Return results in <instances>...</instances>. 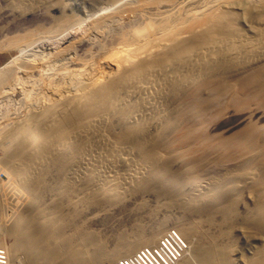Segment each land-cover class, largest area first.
I'll use <instances>...</instances> for the list:
<instances>
[{"label":"bare ground","instance_id":"1","mask_svg":"<svg viewBox=\"0 0 264 264\" xmlns=\"http://www.w3.org/2000/svg\"><path fill=\"white\" fill-rule=\"evenodd\" d=\"M50 1L8 0L7 4L19 13H28L38 4L61 10L58 2ZM152 1L139 0V4ZM226 7L203 14V22L195 26L164 30L131 52H117L108 58V68L94 75L74 72L72 79L76 84H72L77 89L73 94L51 99L44 108L33 107L9 131L5 129L11 145L2 161L13 175L9 191L18 197L17 202L21 199L18 212L10 214V223V218L4 220L13 237L17 236L12 245L4 248L7 264H16L13 257L18 250L23 255L21 264H77V260L78 264H114L120 257L123 261L118 264H126L124 256L141 253V246L156 243L158 236L164 235V220L147 224V231L142 221L133 224L131 233L120 229L109 246L89 229L71 231L74 217H79L88 205L105 210L136 190L149 188L165 199L160 205L174 203L184 210L180 218L191 211L200 212L210 221L211 216L218 215L221 222L234 220L238 202L247 203L240 196L246 188L253 200L242 224L255 225L264 233V145L254 128L248 126L230 136L225 145L229 150L223 152L225 147H221L223 154H218L217 147V161L202 159V140L197 149L188 146L196 140L193 136L199 131V120L206 118L202 112L217 106L223 77L229 81L231 74L244 77L247 73L257 82L253 87L264 90V25L244 31L236 27L235 7ZM253 9L264 24V5ZM237 78L236 75L234 79ZM6 79L7 74L1 72L0 84ZM252 80H247V84ZM254 90L251 97L256 94ZM235 97L239 100L241 96ZM113 122L124 127L122 139L114 138L117 133L110 136ZM175 143L185 145L184 149L174 150ZM198 162L202 163L196 168ZM73 167H81L82 175L73 176ZM156 180V185L147 183ZM1 206L0 201V229L5 226ZM174 228L190 244L180 264H230L227 252L231 246L225 239H210L204 233L210 241L201 243L200 238L194 248L187 231L197 232L198 227L190 224L181 228L175 224ZM159 246L160 239L150 247L151 252H156V258H163V264H170V257H164ZM165 256H172V244H165ZM245 264H264V244Z\"/></svg>","mask_w":264,"mask_h":264},{"label":"rangeland","instance_id":"2","mask_svg":"<svg viewBox=\"0 0 264 264\" xmlns=\"http://www.w3.org/2000/svg\"><path fill=\"white\" fill-rule=\"evenodd\" d=\"M51 1L52 3L58 2V7H61V10H51L50 8L53 5L44 6L43 4H38L28 13H19L10 8L9 4H7L9 3L8 0H0V74L1 72L7 74V79L0 84V164L4 161L3 156L6 149L11 145V140L6 136V132L22 117L31 112L30 110L33 107L44 108L51 99H58L62 94H73L77 89V86L74 85L76 83L72 79L74 72L94 75V73H98L109 66L108 58L117 54V52H131L134 47L147 41L152 35L162 34L164 30L190 27L192 24L195 26L202 23L203 14H208L210 11L215 10L216 12L222 11L224 7L227 8L226 5H232L236 9V27L246 31L248 27L264 25L252 12L254 10L253 7L255 8L256 5H264V0H159L156 2L154 0L145 4H139V0ZM20 36L21 38H19ZM25 64L27 65L25 66ZM69 72H72V74ZM245 72H249V70ZM245 72L243 73L245 74ZM236 75L238 77L237 81L234 79ZM240 75L235 74L234 76V74H231L229 79L232 78L229 81L227 80L228 77L226 80L223 77L224 81L222 84L224 86L222 93L224 92L223 94L225 95L221 93L218 96L219 99L215 102L218 107L211 106V108H215H212L214 111L212 109L204 111L206 115L202 112L201 116L206 118L203 117L202 119L201 116V119L198 118V120L200 119V123H198L199 131L196 128L195 132L197 131V135L193 136L196 140L190 141L192 144L189 143L188 146L197 149V143L204 139L207 140L204 143L201 141L203 150L200 154L203 155L202 159L204 161L211 162L215 160V157L217 159L218 154H223L222 149L223 152L228 151L229 149L225 145L228 144L230 136H235L245 128L248 129V126H252L258 136L260 135V140H262L264 145V93L262 94V90L257 91L256 87H253L256 86L257 82L254 78H251L252 76H246L247 73L244 77L243 74ZM247 80H252V82L247 84ZM226 81L229 87L225 85ZM237 83L241 86H238ZM21 84H23V87ZM26 84L27 86H24ZM232 85L234 88H231ZM244 87L247 89H245L246 91ZM248 89L250 90L248 91ZM252 90H254V93L256 91V97L255 95L251 97V94H253ZM257 92L261 94L257 95ZM235 96H241L242 99L239 97L241 101ZM219 104L221 105L219 106ZM123 131L124 127L118 125L117 122H113L110 136L117 133L114 138L122 139ZM184 147L185 145L182 147L181 143H175L173 149H178L177 151L179 152ZM217 147L220 151L218 154L216 153V156L215 152L219 150ZM221 147L226 149H221ZM201 163H195V167ZM2 164H5V162ZM2 164L0 165V201L2 202L1 219L5 225L9 224L12 217L18 212V206H21V199L17 202L18 197L14 198L9 191L13 175L8 170L7 163L5 165ZM73 169V176L82 175L83 170L81 167H73ZM147 183L158 184L157 180L147 181ZM250 194V191L245 188L240 193V196L244 200L246 199L245 202L247 203L238 202L235 205L236 217L234 220L221 222V218L218 215L215 217L211 216L210 221L209 218L204 219L205 216L200 214V212L194 213L191 211L187 213L186 217L180 218L184 210H180L176 204L163 205L164 203H161L160 205V202L165 199L155 194L150 188L139 192L136 190L135 193L124 196L120 200L121 202L118 201L116 202L117 204L115 203L116 205L113 204V207L109 206V208L107 206L105 210L96 208L93 205L86 206L79 217H74V225H72L73 229L71 231L76 233L78 228L89 229L88 231L96 233L97 236L106 241L107 245L111 246L115 242L114 235L118 230L121 229V231L131 233L134 230L133 224L136 222L140 223L142 221L141 224L147 231L154 222L164 220L166 228L162 234L169 230L176 231L177 229L174 228L175 224L181 228L188 227L191 224V226L198 227L197 232L187 231L194 248H197L198 244L196 242L200 238L199 241L201 243L209 242L214 237H218L222 241L225 239L224 241L231 246L229 252H227L229 253V263L245 264L254 257L258 248L264 244V233L261 232L262 230L260 231L257 226L250 223L242 224V217L245 216V213L248 212L252 205L253 199ZM1 197L3 200H1ZM85 204L87 203L83 205ZM66 208H70L69 203ZM8 209H11L12 212ZM12 213L13 216L10 215ZM7 218H10V220L8 221ZM6 219L9 223L5 222ZM82 222L83 227L80 226ZM147 224L150 226H147ZM220 232L222 233L221 235H219ZM177 233L183 237L178 230ZM216 234L218 235L216 236ZM160 237L158 236L159 239ZM13 238L9 227L5 225L0 229V243H2V246L0 245V264H7L6 261L9 263V258L5 255L6 250L4 248L9 246V244L12 245L17 236ZM183 240L186 246L189 245L187 246L189 249L190 244L186 243L185 238ZM156 243L141 247H151ZM21 254L22 252L18 250L13 257L16 264L23 263V259H20L23 258ZM132 254L134 255L135 253ZM57 256L58 260L59 257ZM129 256L131 257V255ZM129 256L126 255L124 258H129ZM183 257L182 260L184 259ZM121 258L123 259V257L116 259L115 261H118L116 263L114 261V264L122 261ZM180 260L177 264H180ZM90 261H93V259L90 258ZM76 263L78 264V260ZM194 264H199V262L197 261Z\"/></svg>","mask_w":264,"mask_h":264},{"label":"built area","instance_id":"3","mask_svg":"<svg viewBox=\"0 0 264 264\" xmlns=\"http://www.w3.org/2000/svg\"><path fill=\"white\" fill-rule=\"evenodd\" d=\"M165 244H172V256H165ZM185 250L184 240L175 230H169L160 237L159 251H164V257H170V264L178 263L184 256ZM124 260L126 264H163V258H156V252H151L150 246L144 247L141 253L138 251Z\"/></svg>","mask_w":264,"mask_h":264}]
</instances>
